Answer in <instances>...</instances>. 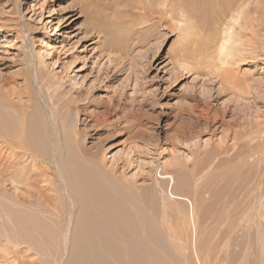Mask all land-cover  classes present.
<instances>
[{
  "label": "rangeland",
  "instance_id": "374dc122",
  "mask_svg": "<svg viewBox=\"0 0 264 264\" xmlns=\"http://www.w3.org/2000/svg\"><path fill=\"white\" fill-rule=\"evenodd\" d=\"M96 4L0 0V111L42 109L70 165L62 181L28 159L30 179L14 181L21 155L0 138V264H264L262 23L229 58L196 60L236 0H199L188 24L143 18L137 0ZM168 173L194 203L200 262ZM55 200L64 222L42 212Z\"/></svg>",
  "mask_w": 264,
  "mask_h": 264
},
{
  "label": "bare ground",
  "instance_id": "6f19581e",
  "mask_svg": "<svg viewBox=\"0 0 264 264\" xmlns=\"http://www.w3.org/2000/svg\"><path fill=\"white\" fill-rule=\"evenodd\" d=\"M91 1L94 4H96V1L98 0H91ZM253 2L255 3V8L251 9L248 7L249 4H251V0H236V3L238 5L231 10L230 8H228V10L231 11L232 14L230 18L231 22L228 25L226 22L224 23L225 25H227V27L226 30L224 29L223 34L221 33L222 36H220L218 40H215L213 42L206 41V44L201 43V46L199 45V47L201 48L199 49V53L195 59L198 60L200 57H205L206 55L207 57H209L210 52H215V51L221 57V60H222V56L224 55L228 56L229 58V56H231V54L234 51L233 49L234 43L238 42V40L241 37L240 34L244 33L243 32L244 30H251V29L253 30L258 25H260V23H262L261 29H264V12H263L264 0H253ZM98 4L101 5L102 3H98ZM137 4L140 5V8L142 9L143 18H147L150 16L152 17L153 15L160 13L162 15H168L170 16L171 20L179 21L181 23H183V19H187V24L188 22L194 20V18L196 17V13L199 10L198 8L199 0H137ZM202 5L204 6V4ZM85 9L87 10V8L83 7L82 11H85ZM259 9L261 10V13L258 17L256 14ZM213 11H215V9ZM74 19H76V17ZM239 23L243 24L241 25V30L239 32L234 33L235 27ZM219 56H218V60H219ZM190 62H191L190 57L187 54H185V52L181 54L180 58L177 60L178 66L181 68L182 67L186 68L188 65H191ZM27 107H31V106L28 105ZM26 109L27 108L23 109L21 113V117L17 119V121L8 119L6 117L7 114L5 115V113L3 114L0 111V138L3 139V142L6 143L8 147L16 148L18 154L21 155V161L19 162L17 167H15L16 173L13 172L14 175L12 176V178L14 179V181H18V182H22L24 180L26 181L30 179L29 176H27L26 174L27 170L28 172H30L28 169V165L24 164L26 163V161H28V159H30L31 163L36 166L43 165V163L45 162L54 163L57 174L60 175L62 181H65L66 178L64 176L63 170H65L67 174L70 175L69 174L70 165L67 159L65 160V162L63 161L62 158L63 152H61L58 138L56 137L57 139L56 140L54 139L51 130H50L51 134H49L48 129L50 128L47 124L46 119L44 118V116H42L41 114L42 112L38 111L40 108L38 110H35V112H32L31 114L30 113L28 114ZM40 111H42V109H40ZM62 127L64 129L65 125H63ZM56 131L57 133H61L60 128L58 127ZM218 155L215 156V159L218 160L219 164L220 163L223 164L225 162L231 161L230 159L228 158L226 159L225 157L222 158L220 157L221 158L220 159L217 157ZM21 164L24 165L22 166ZM165 175L166 176L171 175L170 178L168 179L169 182L168 189L171 196L178 199H184L188 202V217L192 226V246L194 251L193 253L195 259L200 262L201 258L196 248L197 226H196L194 203L185 194L180 193V191H178V188L175 187L176 179L173 174L168 173ZM241 175L242 174L239 173V170H237L234 173V175L230 176V178L233 180L235 178L238 179ZM173 188L176 189L175 193L172 192ZM59 201L55 200V202L52 203V205L45 204L44 206H46V208L43 209L42 212L44 213L50 212V215H53L57 217L59 221L64 222L65 215L69 214L70 212L64 210L62 204H60ZM33 202H31L30 200H25L24 202L21 203L19 201L18 204L20 205L22 203H28L30 206H32L34 205ZM89 226L91 225L88 224V227ZM68 229L69 227L65 228V225H62L61 227L60 242L62 245L67 244V241L69 239ZM263 251H264V247H263Z\"/></svg>",
  "mask_w": 264,
  "mask_h": 264
}]
</instances>
